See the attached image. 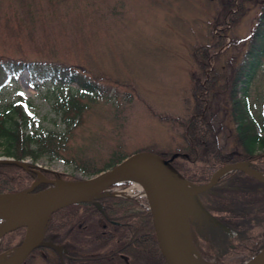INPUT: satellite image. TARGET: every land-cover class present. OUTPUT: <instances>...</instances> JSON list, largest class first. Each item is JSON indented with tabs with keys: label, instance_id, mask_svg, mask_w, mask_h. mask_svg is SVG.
<instances>
[{
	"label": "rangeland",
	"instance_id": "374dc122",
	"mask_svg": "<svg viewBox=\"0 0 264 264\" xmlns=\"http://www.w3.org/2000/svg\"><path fill=\"white\" fill-rule=\"evenodd\" d=\"M253 1L234 0L233 14L237 15L239 4V16L229 23L221 14L222 0H0V61L53 60L81 65L104 89L103 97L93 102L79 98L83 109L66 124L55 104L61 103L65 94L75 93L77 86L31 84L25 71L12 76L0 89V105L21 99L33 115L25 125L27 132L54 131L64 136L58 143L51 139L57 154L44 152L25 161L84 179L107 166L111 153H182L181 122L194 107V78L202 73L197 62L201 55L195 48L213 44V35L219 32L214 23L227 22L222 32L225 43L234 45L225 51L221 46L215 52L217 74L226 76L228 65L240 57L248 37L253 36L259 11V4L253 5ZM262 67L249 95L263 93L264 102V58ZM223 82L218 79L220 85ZM223 98L218 90L213 100L219 104L217 141L228 152L237 143L221 111ZM260 104L256 101L255 114L262 109ZM1 151L2 146L0 158L4 157ZM134 185L128 181L116 188H125L124 196L128 197L135 194L128 193L137 190ZM190 202L182 198L176 206L179 231L193 256L217 264L202 255L206 246L192 236L186 223L184 212ZM57 258L61 257L52 249L38 246L21 264H57Z\"/></svg>",
	"mask_w": 264,
	"mask_h": 264
},
{
	"label": "trees",
	"instance_id": "16d2710c",
	"mask_svg": "<svg viewBox=\"0 0 264 264\" xmlns=\"http://www.w3.org/2000/svg\"><path fill=\"white\" fill-rule=\"evenodd\" d=\"M233 1L222 0L221 14L226 16L225 21L229 23L237 19L240 11L237 4V15L233 14ZM252 3L259 4L253 36L248 37V45L243 47L240 57L228 65L226 76L217 74L215 52L221 46L225 51L234 45L231 41L225 43L222 32L227 22L214 23L219 27V32L213 35V44L195 48L197 55H201L197 62L202 73L199 78L194 76L191 91L194 107L186 120L181 122L183 150L182 153L160 154L165 158L172 157L171 164L190 184H205L215 170L229 163L246 162L250 169L264 173L263 93L259 92L252 98L249 95L257 73L263 68L264 0H254ZM23 71L31 84L58 82L77 86L75 93L65 94L62 102L55 104L66 124L82 111L79 98L85 97L86 102H93L104 94L103 87L81 65L53 60L0 61V89L12 76ZM221 78L224 81L222 85L218 83ZM218 90L224 95L220 103L224 105L221 111L228 118L232 126L229 128L230 136L237 143L228 152L223 151V146L217 141L219 104L213 98H216ZM258 100L262 109L255 114ZM24 105L21 99L0 105L1 152L4 157L10 158L0 160V193H16L29 188L37 173L49 181L75 179L32 163L25 164V167L16 163L26 157L35 160L44 152L57 154L53 140L58 143L64 139L63 135L54 131L27 132L25 125L33 120V115L26 111ZM129 154L111 153L110 163L93 170L91 174L113 166ZM48 186L49 183H36L31 192L41 191ZM200 199L205 209L223 224V227H219L206 218L204 224L199 226L192 220L189 225L192 236L206 246L203 256L214 259L218 264H243L260 252L264 247V181L234 169L202 192ZM22 235L23 228L4 234L0 238V252L19 245ZM76 238L77 242H73ZM42 240L63 246L57 264H123L120 254L129 256V264H136L135 254L138 252L143 256L141 264H165L156 247L149 211L143 205L121 197L95 196L55 211L43 230Z\"/></svg>",
	"mask_w": 264,
	"mask_h": 264
},
{
	"label": "water",
	"instance_id": "95a60500",
	"mask_svg": "<svg viewBox=\"0 0 264 264\" xmlns=\"http://www.w3.org/2000/svg\"><path fill=\"white\" fill-rule=\"evenodd\" d=\"M170 160L153 152L139 151L126 156L115 165L88 178L73 181H47L41 179L42 182L51 183L52 186L36 193L30 192L32 187L16 193H1L0 196H9L14 199L26 196H32L36 199L28 207L19 209V212L15 213L13 221L0 229L1 237L5 233L17 228H24L21 242L12 249L13 253L6 264H21L25 257L41 244L43 228L52 213L68 205L88 200L102 193L110 186L127 180H134L139 183L145 193L155 241L163 261L165 264H183L175 253L168 233L163 196L157 183L148 171V169H153L162 173L171 172L174 177L182 181L183 178L171 165ZM233 169L240 170L257 180L264 181V176L259 175L246 166H242L241 163L227 164L215 170L205 184L193 186L194 188L183 197L190 199L191 202L188 206L195 208L197 214L202 213L208 220L220 227H222V224L215 220L203 207L199 194L208 190L217 179ZM36 182L33 184H36ZM96 206L99 207V204L96 203ZM42 244L53 249L59 255L62 253V249L58 245L50 242H43ZM247 263L264 264V247Z\"/></svg>",
	"mask_w": 264,
	"mask_h": 264
},
{
	"label": "bare ground",
	"instance_id": "6f19581e",
	"mask_svg": "<svg viewBox=\"0 0 264 264\" xmlns=\"http://www.w3.org/2000/svg\"><path fill=\"white\" fill-rule=\"evenodd\" d=\"M148 171L157 183L161 195L163 196L168 233L173 243L175 253L179 257L180 261L183 264H208L199 261L198 258L189 252L187 241L180 233L176 220L175 210L176 206L179 204V199H182L188 193V191L194 187L184 181L177 179L171 172L162 173L153 169H148ZM35 201L36 199H34L32 196H26L18 199H14L9 196H0V229L13 221V218L16 215L15 213L19 209L28 207ZM12 253L13 250L0 254V264H6L9 261Z\"/></svg>",
	"mask_w": 264,
	"mask_h": 264
},
{
	"label": "flooded vegetation",
	"instance_id": "af4514ba",
	"mask_svg": "<svg viewBox=\"0 0 264 264\" xmlns=\"http://www.w3.org/2000/svg\"><path fill=\"white\" fill-rule=\"evenodd\" d=\"M199 199H200V195H199ZM200 201H201V199H200ZM186 209H185L186 211L184 212V217H185L187 225H191V223L193 222L192 220H195L198 223L199 226H201V224L202 225L204 224V220L206 218H205V216L202 213L197 214L195 208L187 207ZM154 240H155V238H154ZM155 243H156V241H155ZM156 247H157V245H156ZM135 256H136L135 257L136 264H141V260H142V257H143L141 255V253L138 252V253L135 254ZM120 258H122V260L124 261L123 264H129V262H128L129 261V256H126L124 254H120Z\"/></svg>",
	"mask_w": 264,
	"mask_h": 264
}]
</instances>
